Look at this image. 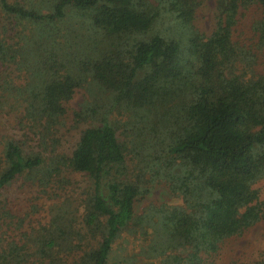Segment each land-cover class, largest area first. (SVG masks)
I'll return each instance as SVG.
<instances>
[{"label":"trees","instance_id":"1","mask_svg":"<svg viewBox=\"0 0 264 264\" xmlns=\"http://www.w3.org/2000/svg\"><path fill=\"white\" fill-rule=\"evenodd\" d=\"M197 7L0 0V117L15 131L0 118V203L21 181L37 188L42 209L0 233V264H111L126 232L132 247L115 263L211 264L222 243L264 219L255 188L264 180V71L255 68L264 0H215L208 34L195 25ZM249 9L251 42H240ZM80 88L74 122L92 125L67 153L59 130ZM67 173L85 179L78 193ZM158 184L180 203L137 213Z\"/></svg>","mask_w":264,"mask_h":264},{"label":"rangeland","instance_id":"2","mask_svg":"<svg viewBox=\"0 0 264 264\" xmlns=\"http://www.w3.org/2000/svg\"><path fill=\"white\" fill-rule=\"evenodd\" d=\"M198 7L196 10L195 16V25L196 27L208 34L214 22V13H215V0H197ZM257 12L253 9L246 10L241 13L239 16V23L234 33V37L238 38L240 42L245 41L249 42L250 37L252 36L248 30V26L253 18H255ZM2 13L0 12V24L2 23ZM251 42V41H250ZM258 64L256 65V70L259 72L264 71V50H261L258 54ZM1 70V69H0ZM87 96V93L84 89H77L72 97V99L65 104L66 116L65 123L59 130V137L62 149L69 153L73 148L74 143L76 142L80 131L92 125L89 121L76 123L74 122V112L80 110L81 104L84 101V98ZM0 112H4L6 108L0 107ZM113 117L119 120L120 122L124 118L113 112ZM1 118V123H5L6 126L3 127V131L9 130L10 134L15 133L11 128L12 118L7 117L4 119ZM118 138L120 141L125 139V135L122 134L121 129L117 131ZM72 182H74L70 189L77 192L80 187L85 183L83 176L75 173L65 174ZM255 188L259 194V200L263 202L264 208V180L256 183ZM37 188L33 187L29 183H22L21 181L14 183L8 189H6L4 196L1 200L0 205V233H8V223H11L10 229L18 223H22L21 227L25 225L29 219L34 220L35 216H38L36 212H42V209L39 207L41 201L37 199ZM156 203L161 202L167 203H180L179 199L174 198L170 195L163 185L158 184L154 186L151 191L140 201L136 203L135 210L137 213L140 212L143 206L147 203ZM33 214V215H32ZM42 214V213H41ZM7 229V231H5ZM129 234L126 232L124 237L121 239L120 245L115 247V250L112 253L111 264H119L117 262L118 258L123 256L126 253V250L131 248L132 245L128 242ZM9 234H6L8 236ZM5 237V236H4ZM264 254V219L260 220L254 226L250 227L245 233L236 238H230L221 244L218 254L210 259L211 264H254L258 261L261 256Z\"/></svg>","mask_w":264,"mask_h":264}]
</instances>
